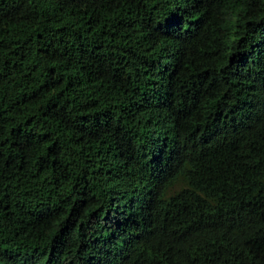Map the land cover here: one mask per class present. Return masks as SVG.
<instances>
[{
  "label": "trees",
  "instance_id": "trees-1",
  "mask_svg": "<svg viewBox=\"0 0 264 264\" xmlns=\"http://www.w3.org/2000/svg\"><path fill=\"white\" fill-rule=\"evenodd\" d=\"M0 264H264V0H0Z\"/></svg>",
  "mask_w": 264,
  "mask_h": 264
}]
</instances>
